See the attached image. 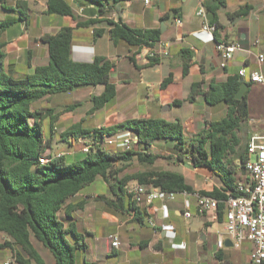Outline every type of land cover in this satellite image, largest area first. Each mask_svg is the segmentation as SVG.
I'll return each instance as SVG.
<instances>
[{"label":"crops","instance_id":"obj_1","mask_svg":"<svg viewBox=\"0 0 264 264\" xmlns=\"http://www.w3.org/2000/svg\"><path fill=\"white\" fill-rule=\"evenodd\" d=\"M64 1L71 6L75 20L47 14L46 0H0V22L10 23L1 36L7 54L5 68L17 76L33 73L36 67L46 65L49 60L47 47L40 38L55 36L62 27L74 28L70 51L73 61L89 63L95 57H104L113 65L109 81L115 86L116 94L101 109L89 112L92 98L104 90L102 85L82 87L68 93L72 98L80 94L76 97L84 99L83 114H89L94 122L90 130L112 127L129 119H163L180 123L187 146L190 140L202 134L207 122L219 120L226 113L224 104L208 106L202 95L189 101L191 87L201 82L205 91L210 81L224 82L244 68L246 76L243 80L249 84L246 89L248 121L239 136L247 143L249 135L264 131V82L252 83L249 79L251 72L260 73L264 79V62L259 65L256 59L257 55L264 54V0H226L224 10L220 8L216 15L213 14L221 26L216 32L218 41L236 43L240 47L225 69L218 66L220 59L214 47L215 31L212 35L202 31L203 20L196 15L198 8H205L209 0H149L148 5L143 0H105L102 14L90 1ZM241 10L246 12L244 16L234 20L226 16V13ZM177 19L181 26L176 24ZM91 20L96 23L82 25ZM77 21L81 23L78 26ZM119 22L130 30H158L159 39L149 48L130 46L121 40L114 44L109 31L111 23ZM93 31H100L99 36L93 38ZM162 51L167 55L159 56ZM167 77L171 81L161 88ZM80 101L71 104L77 105V109ZM174 101L182 103L176 106L172 104ZM110 104L111 120L105 117V120L95 121L97 112L106 110ZM56 130L54 127L51 133L53 139ZM118 131L123 130L113 133ZM80 139L78 141L83 145L91 137ZM108 149L114 150L113 147ZM149 153L157 156L153 164H139L132 160L130 163L136 164L134 170L124 172L123 176L136 172H176L183 175L194 193L178 194L173 201H154L147 206L146 213L145 206L141 205L140 221L131 217V211L115 210L104 201L102 203L109 211L104 205L90 209L91 206L82 202L81 208L72 213L77 223L76 232L83 237L78 260L95 264H250L248 241L243 242L239 250L225 244L230 240L224 228L222 207L216 220L197 212L195 194L221 187L212 172L204 167L194 168L188 157L179 162L176 158L179 150L173 140H155ZM241 153V148H236L230 156L237 166H240L238 158ZM245 177L244 168L236 167L234 184ZM134 182L128 183L127 187ZM104 197L107 201L115 200L112 193ZM187 210L190 218L184 216ZM149 218L154 226L149 224ZM112 235L118 237V248L111 246ZM220 238L224 243L222 248L217 246ZM44 262L54 264L52 256L49 262Z\"/></svg>","mask_w":264,"mask_h":264},{"label":"trees","instance_id":"obj_2","mask_svg":"<svg viewBox=\"0 0 264 264\" xmlns=\"http://www.w3.org/2000/svg\"><path fill=\"white\" fill-rule=\"evenodd\" d=\"M87 1L94 3L103 13L105 0ZM118 1L123 0H114ZM46 6L49 15L68 16L75 20L71 6L64 0H46ZM225 6L226 0H209L205 9L207 13L216 15ZM245 14L241 10L226 13V16L234 20ZM95 23L94 20L84 21L82 25ZM79 24L77 21L76 26ZM111 24L109 33L114 44L121 40L130 46L149 48L160 36L158 30H130L120 22ZM209 24L215 26L214 39L218 41L216 32L221 26L216 17ZM9 26L10 23L0 22V234L7 238L6 242L0 244V250H10L19 264H45L33 240L51 254L54 264H95L78 260L83 237L76 232L77 223L72 213L81 208L82 201L74 204L71 199L98 178L115 196V200L107 201L102 195L96 198L115 210L129 212L133 209V218L139 221L142 212L140 206L136 207L130 202L126 192L128 183L136 181L176 194L194 193L183 175L176 172H136L119 177L134 159L139 164L154 163L157 156L149 153V147L155 140H173L179 150L176 157L179 162H184V158L188 157V162L194 168L209 169L220 182L219 189L199 191V194L217 199L225 198V192L233 196L240 194L233 175L236 167L242 168L248 161L249 154L247 143L239 136L248 121V106L247 90L241 99H234L241 84L238 74L224 82L210 81L205 91L201 82L191 87L189 101L202 95L208 106L224 104L226 113L219 120L207 122L202 134L190 140L187 146L179 122L139 118L93 130L82 128L79 122L71 125L62 136H70L72 141L85 137L101 139L122 129L133 132L136 142L129 151L95 148L82 159L67 162L65 157H51L49 153L57 115L52 114V109H46L43 114L33 106L43 99L65 96L78 88L102 85L104 90L92 98L89 112L101 109L116 94L115 86L109 81L113 65L104 57H95L89 63L73 61L70 51L74 28L62 27L55 36L43 35L40 38L47 47L49 60L46 65L36 67L30 74H11L5 68L7 54L1 41L2 34ZM99 34L100 31H93L92 36L96 38ZM170 81V77L164 79L161 88H165ZM181 103L174 101L172 104L179 106ZM76 106L68 105L65 110L73 111ZM236 148L242 150L238 158L240 166L230 158ZM41 156H49L50 161L40 164L38 159Z\"/></svg>","mask_w":264,"mask_h":264},{"label":"built area","instance_id":"obj_3","mask_svg":"<svg viewBox=\"0 0 264 264\" xmlns=\"http://www.w3.org/2000/svg\"><path fill=\"white\" fill-rule=\"evenodd\" d=\"M145 5L149 4V0H143ZM196 15L203 20L202 31L212 33L215 26L209 24L207 13L203 6H200ZM176 24L181 26V22L177 19ZM215 51L220 59L219 68L225 69L227 64L233 59L237 50L240 49L236 43L226 41H215ZM159 56H166L167 52H159ZM257 62L261 65L264 62V54L256 57ZM238 77L244 79L246 70L241 68L238 71ZM249 79L252 83H263V76L258 72H251ZM100 129V128H98ZM82 141V139H80ZM79 140V141H80ZM136 142L135 134L129 130L118 131L113 134L103 136L101 139H89L83 142L81 152L83 154L91 153L95 148L106 149L113 147L122 151H129ZM247 151L249 154L248 161L243 168L246 173L245 179L238 180L235 184L239 195L233 196L230 192H225L223 199L213 198L207 195L195 194L196 209L199 215L209 216L210 220H216L218 211L224 214V228L231 247L239 250L243 246V242L250 243L249 262L250 264H264V131L262 133H253L249 135L247 141ZM61 155H58V157ZM40 164L44 165L50 161L45 156L39 157ZM130 202L134 206L145 205L150 206L154 201H173L178 195L173 192L161 190L153 186L141 185L134 182L126 188ZM186 194V193H183ZM188 207V203H186ZM135 211L132 209L130 214L134 216ZM186 218L191 215L186 211ZM149 224L154 226L153 221L149 218ZM111 246L119 247L117 235L110 236ZM223 239L217 242L218 248L223 247ZM3 264H19L13 257Z\"/></svg>","mask_w":264,"mask_h":264},{"label":"rangeland","instance_id":"obj_4","mask_svg":"<svg viewBox=\"0 0 264 264\" xmlns=\"http://www.w3.org/2000/svg\"><path fill=\"white\" fill-rule=\"evenodd\" d=\"M22 69H19L21 71ZM77 97L80 96V94L76 95ZM72 98L73 96L70 95H56L55 97H51L48 99H43L36 103L33 108L37 109L38 111H41L43 114L46 113V109H52V114L54 116L57 115L55 125L54 127H57V130L55 131V137L52 142V149L49 152L51 157H58V155H61L65 157L67 162H73L76 160L82 159L85 154L81 152L82 143L79 141H72L70 136L63 137L64 133L68 131L71 125H76L80 122L82 128H91V123L93 122V119L89 118V114H83L85 111V105H84V99L83 98ZM78 100H81L79 104L80 107L75 108L73 111H67L65 110L67 105H72V102H78ZM92 106V104H91ZM111 104L108 106V108L104 111H98L95 117V121L103 120L105 117H109L111 120L113 113L111 112ZM56 114V115H55ZM105 120V119H104ZM32 122V120H31ZM46 133L48 135L47 128ZM243 131H245L243 127ZM48 154V153H46ZM49 158V156H45ZM169 159V158H167ZM135 160V159H134ZM136 161V160H135ZM135 163H130L127 165V167L123 170L122 173H120L119 177L123 176V173L126 171H133L135 167ZM120 165H118L119 167ZM110 193L106 185L103 183V181L98 178L96 179L91 185L87 186L82 192H80L77 196L73 197L71 199L72 203H79L84 202L87 203L86 205L88 207L91 206L90 209H93V207L103 206L102 200H98L96 197L98 195L105 196V194ZM104 209L106 211H109V209L104 205ZM101 229H98L100 231ZM7 241V238L4 235L0 234V244H3ZM33 244L38 249V251L41 253V256L44 258L46 262H49V259H51V254L45 250L39 243L33 240ZM14 256L11 254L10 250L8 249H2L0 250V264H3V262L13 258Z\"/></svg>","mask_w":264,"mask_h":264},{"label":"water","instance_id":"obj_5","mask_svg":"<svg viewBox=\"0 0 264 264\" xmlns=\"http://www.w3.org/2000/svg\"><path fill=\"white\" fill-rule=\"evenodd\" d=\"M221 10H224V8L222 7ZM206 17L210 21L214 18V15L213 14H207ZM146 52L147 51L145 50L143 57L145 56ZM240 83H241L240 87H239L238 91L236 92V94L234 95V99H236V100L241 99V97L244 95V93L246 92V89H247V84L244 82L243 79H240ZM225 244H228L229 246H231L230 241H226Z\"/></svg>","mask_w":264,"mask_h":264}]
</instances>
